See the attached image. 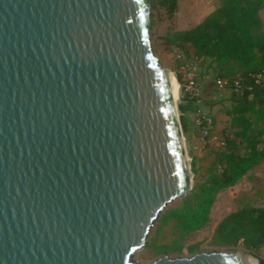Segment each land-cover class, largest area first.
<instances>
[{
    "label": "water",
    "instance_id": "1",
    "mask_svg": "<svg viewBox=\"0 0 264 264\" xmlns=\"http://www.w3.org/2000/svg\"><path fill=\"white\" fill-rule=\"evenodd\" d=\"M149 3L0 0V264H138L163 212L192 191Z\"/></svg>",
    "mask_w": 264,
    "mask_h": 264
},
{
    "label": "trees",
    "instance_id": "2",
    "mask_svg": "<svg viewBox=\"0 0 264 264\" xmlns=\"http://www.w3.org/2000/svg\"><path fill=\"white\" fill-rule=\"evenodd\" d=\"M163 8L169 19L177 12V0H153ZM264 0H222L219 8L195 28L174 31L167 35L170 46L188 54L193 48L194 56L209 60L214 65L218 80H242V89L236 91L231 116L230 133L224 137L222 148L208 166L207 178L202 180L195 169L193 189L181 200L179 207L170 210L162 221L174 222V227L183 237L198 232L210 222V215L217 195L236 186L250 171L264 162V27L261 12ZM183 83V79L179 76ZM245 84V87H244ZM200 98L192 97L183 87L180 99V119L183 133L191 151L192 137L198 138L199 131L189 115H204L199 108ZM215 127V123H214ZM214 128L209 139L214 133ZM208 140V139H207ZM211 245L235 250L243 248L264 264L260 256L264 247V208H244L225 217L217 226ZM197 247L189 248L190 254ZM182 252L181 246H162L154 255Z\"/></svg>",
    "mask_w": 264,
    "mask_h": 264
},
{
    "label": "rangeland",
    "instance_id": "3",
    "mask_svg": "<svg viewBox=\"0 0 264 264\" xmlns=\"http://www.w3.org/2000/svg\"><path fill=\"white\" fill-rule=\"evenodd\" d=\"M221 3L222 0H182L180 9H177L172 19L168 18L163 8L156 6L155 1L153 3V0H150L149 3L152 16L150 38L155 57L161 67L172 73L176 77L175 79H179V76L183 79L186 73H196L198 98L201 100V103L198 104L199 108L203 109V113L207 112L215 123L214 133L209 140H203L200 136L197 138L198 141L191 140V151L183 133L185 153L189 158L190 169L192 171V160L194 159V168L199 170V174L202 176L201 181L206 180L208 166L212 164L215 154L222 148L224 137L231 131V116L228 112L234 107L236 91L234 89L219 90L217 86L218 74L214 72L211 61L193 57L192 47H188L189 53L185 54L179 48L170 46L166 39L167 35L175 30L177 13L182 21L190 20L193 26L206 19L220 7ZM262 30L264 31V27ZM209 74L211 75L210 82L205 88V92H202L201 81L206 79L205 77ZM180 99L181 93L176 101V107L178 120L182 127L179 111ZM259 148L264 149V144L260 145ZM180 204L181 200H177L166 208L151 230L146 248L133 256L132 260L135 263L152 264L162 256L174 259L190 258L201 253L245 251L241 247L235 250L217 248L211 245V241L218 224L228 215L244 208H264V162L250 171L236 186L221 191L217 195L207 226L185 237L181 236L179 231L175 229L173 221H162L165 214L179 207ZM162 246H169L172 249L181 246L183 251L178 252L176 250L168 255L156 257L154 255L155 249ZM192 247H197L194 254H190L188 250ZM260 256L264 258V249ZM251 257L255 258L254 256Z\"/></svg>",
    "mask_w": 264,
    "mask_h": 264
},
{
    "label": "built area",
    "instance_id": "4",
    "mask_svg": "<svg viewBox=\"0 0 264 264\" xmlns=\"http://www.w3.org/2000/svg\"><path fill=\"white\" fill-rule=\"evenodd\" d=\"M183 87L192 95V97H199L197 92V75L194 72L186 73L183 78ZM217 86L219 89H229L233 87L236 91L242 89V80L236 77L232 82L229 80H218ZM195 128L199 131L201 139L209 140L211 131L214 128V120L208 115H197L194 119Z\"/></svg>",
    "mask_w": 264,
    "mask_h": 264
},
{
    "label": "crops",
    "instance_id": "5",
    "mask_svg": "<svg viewBox=\"0 0 264 264\" xmlns=\"http://www.w3.org/2000/svg\"><path fill=\"white\" fill-rule=\"evenodd\" d=\"M181 2H182V0H177V6H178V9H180V6H181ZM261 19H262V21H263V24H264V11H262L261 12ZM205 20V19H204ZM203 20V21H204ZM202 21V22H203ZM202 22H199L198 24H196V25H191V21L190 20H184V21H182L181 20V17H179V14L177 13V16L175 17V25H174V27H175V30L174 31H186V30H191V29H193V28H195L197 25H199V24H201ZM173 31V32H174ZM181 50V49H180ZM192 56L194 57V53H192ZM210 62V61H209ZM214 66V65H213ZM210 77H211V75L209 74L207 77H205L206 79H204V80H202L201 82H202V84H200V86L202 87L201 88V90H202V92H205V88L206 87H208V84H209V82H210ZM219 89V88H218ZM219 90H221V89H219ZM201 103V102H200ZM199 103V104H200ZM201 111H203V109L201 110ZM204 114H207V112H205ZM189 117H190V119H195V116H193V115H189ZM192 141H198V139L196 138V137H192ZM263 249H264V247H263ZM263 249L261 250V253H262V251H263Z\"/></svg>",
    "mask_w": 264,
    "mask_h": 264
},
{
    "label": "bare ground",
    "instance_id": "6",
    "mask_svg": "<svg viewBox=\"0 0 264 264\" xmlns=\"http://www.w3.org/2000/svg\"><path fill=\"white\" fill-rule=\"evenodd\" d=\"M175 78L176 77L172 73L167 71V80H168L171 96H172L173 101L176 103L177 99L179 98V84L177 82V79ZM186 162H187L188 167H190L189 158L187 156H186ZM189 176H190V181L192 182L193 173L189 172ZM245 258L248 264H258L257 260L251 257L250 255H247Z\"/></svg>",
    "mask_w": 264,
    "mask_h": 264
}]
</instances>
